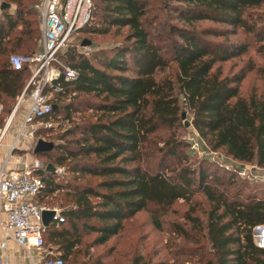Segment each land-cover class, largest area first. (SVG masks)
<instances>
[{"label": "trees", "instance_id": "16d2710c", "mask_svg": "<svg viewBox=\"0 0 264 264\" xmlns=\"http://www.w3.org/2000/svg\"><path fill=\"white\" fill-rule=\"evenodd\" d=\"M263 6L264 0H92L90 23L78 33L120 40L88 56L75 48L59 54L76 77L62 83L51 119L90 115L59 138L66 140L64 145L35 154L44 155L54 168H64L67 178L55 182L54 173L36 172L44 183L40 198L59 192L67 205L61 211L64 222L52 223L44 233L45 245L49 234L56 248V254L48 250L49 257L66 264L84 235L93 236L92 246L105 245L150 205L157 207L154 226L159 229L161 211L202 195L209 203L205 221L188 216L207 244L197 264H264V247L252 237V230L264 225V195L258 189L248 192L249 186L234 175L218 189L224 183L209 176L202 164L190 163L186 146L174 135L182 114L188 113L190 124L213 151L264 168V99L240 95L247 71L222 77L214 68L246 54L248 46L207 39H226L241 30L264 54ZM5 9L0 19V105L8 112L30 71L13 68L6 58L36 53L39 49L34 51L30 42L40 38V31L36 21L30 31L25 7L14 14ZM204 23L215 27H199ZM171 67V77L157 79ZM68 97L72 103L64 104ZM163 129L171 136L153 150L151 139ZM169 159L174 164L167 165ZM255 237L264 242V234Z\"/></svg>", "mask_w": 264, "mask_h": 264}, {"label": "rangeland", "instance_id": "374dc122", "mask_svg": "<svg viewBox=\"0 0 264 264\" xmlns=\"http://www.w3.org/2000/svg\"><path fill=\"white\" fill-rule=\"evenodd\" d=\"M37 0H0V19L3 11L2 5H6L5 11L9 14H14L20 7L25 11H29L30 15H26L25 19L31 23L29 26L30 31L35 29L34 22L37 23L39 29V21L35 13L34 6ZM259 12L264 14V6L259 9ZM199 27H215L209 23L200 24ZM221 28V27H216ZM152 29V33L156 34L158 31ZM32 37V36H31ZM89 40L94 43L90 47L91 52L97 48L107 49L111 44L120 40L119 37L107 36L102 38H94L85 33H78L73 35L70 39L68 47L65 49L75 48L77 51L84 53L81 47L83 40ZM209 41H229L236 44H246L248 51L241 57L218 63L215 69L219 70L222 77H231L239 71H247L244 81L240 85V95L244 98L256 96L264 99V54L258 52V45L254 39L238 30L234 34H228L227 38H214L208 37ZM38 37L33 41L31 39L30 47L33 45L34 51L39 49ZM95 45L97 47H95ZM90 52V53H91ZM33 53L10 55L6 59L8 63L15 69L29 66V58ZM17 58V60H15ZM172 67L157 74V79L172 76ZM80 99H88L81 97ZM64 104L72 103L70 97L63 101ZM78 105V100L74 102ZM15 104V103H14ZM14 104L7 112H3V107L0 105V128L4 126L9 118ZM27 102H25L17 111L14 116L11 127L9 128L7 137L5 138L4 145L6 146V153L9 145L14 141L18 125L21 122L26 112ZM90 115V112L72 113L70 119H66L65 115L61 114L51 119V128L46 131H40L35 136V144L38 141H44L54 145L62 144L65 141H60L59 138L73 125L78 124L83 116ZM186 120L191 123V117L186 113ZM170 131L163 129L159 131L151 139L152 149H159L163 142L171 136ZM176 140L182 142L186 147L184 151L190 163L202 164L209 176L220 180L224 183L218 189L226 187L230 175H234L238 183L244 182L249 186L248 192L258 189L259 195H264V168H259L255 164H238L223 151H213L208 144L202 141L199 150L192 149L191 139H198L196 131L190 127H184V121H180V126L174 132ZM68 139V138H67ZM4 150L1 148L0 154ZM32 152L26 153L16 151L14 156L21 158L27 163H35L47 167L52 162L44 155H35ZM29 154V155H27ZM167 165L174 164L173 160L169 159ZM58 167V166H57ZM246 168L245 175H239V171ZM66 176L54 178L55 182H64ZM93 182V181H92ZM247 194V191L246 193ZM39 203L49 208H57L64 210L67 205L62 193L56 192L52 195L39 198ZM209 208V203L202 195L195 196L190 202L178 201L169 209L161 211L159 215L160 228L154 226V216L157 207L150 205L145 211L138 213L132 219L126 221L123 225L122 232L109 240L105 245L92 246L93 236L84 235L82 237V244L79 246L70 257L66 264H197L201 255L204 256L207 244L205 240L201 239L199 233H195L192 222L188 220L189 217L198 219L201 223L205 221L206 213ZM178 227L188 231L190 237L184 238L178 233ZM254 240V239H253ZM200 241V244L198 243ZM255 242V240H254ZM203 248L201 253L200 249ZM52 250L56 254L55 246L49 241V234L46 235L45 251ZM28 262L26 261V264Z\"/></svg>", "mask_w": 264, "mask_h": 264}, {"label": "built area", "instance_id": "2783aa9c", "mask_svg": "<svg viewBox=\"0 0 264 264\" xmlns=\"http://www.w3.org/2000/svg\"><path fill=\"white\" fill-rule=\"evenodd\" d=\"M34 9L39 17V50L29 58L30 77L9 118L0 128L1 151L15 114L27 102L16 137L0 163V250L7 252L9 244L13 243L30 264H64L60 259L49 257L45 251L43 213H54L49 226L64 222L61 210L38 201L44 183L36 172L47 170V167L27 163L16 158L14 153L32 152L37 131L51 128L55 96L63 91L62 83L76 77L73 69L59 61V54L68 47L71 37L90 23L92 0H37ZM82 48L88 56L90 46ZM190 142L192 149L199 150L202 143L199 137ZM245 171L246 168L238 173L242 176ZM53 173L61 177L64 168L56 167ZM0 264L11 262L7 256H0Z\"/></svg>", "mask_w": 264, "mask_h": 264}, {"label": "water", "instance_id": "95a60500", "mask_svg": "<svg viewBox=\"0 0 264 264\" xmlns=\"http://www.w3.org/2000/svg\"><path fill=\"white\" fill-rule=\"evenodd\" d=\"M6 8V5L3 4L1 9H4ZM90 41L88 40H83L82 44H81V47H89L90 46ZM17 60V58L15 59ZM182 120L184 121V127L185 128H188L190 127V123L186 120V114L183 113L182 114ZM53 144L51 143H46L44 141H38L34 147V151L33 153L34 154H41V153H47L49 151H51L53 149ZM47 171H50V172H54V167L52 165H49L47 167ZM53 216H54V213L51 212V211H46L43 213V224H44V227L47 229L49 227V224L50 222L52 221L53 219ZM264 234V225H261V226H257L255 227L253 230H252V237L253 239L255 240L256 239V235L257 234ZM263 239V238H262ZM262 239L258 240V242H255V244L259 247H264V242H262Z\"/></svg>", "mask_w": 264, "mask_h": 264}, {"label": "crops", "instance_id": "0c3cea01", "mask_svg": "<svg viewBox=\"0 0 264 264\" xmlns=\"http://www.w3.org/2000/svg\"><path fill=\"white\" fill-rule=\"evenodd\" d=\"M5 154H6V146L4 145V150L2 151V154H0V163L3 157L5 156ZM236 163L243 164L239 162H236ZM243 165L246 166V164H243ZM0 238H1V234H0ZM0 256H7L11 264H26V261L28 262L27 264H30L29 261L25 258L22 250L16 247L13 243L9 244L7 252H3L0 250Z\"/></svg>", "mask_w": 264, "mask_h": 264}]
</instances>
